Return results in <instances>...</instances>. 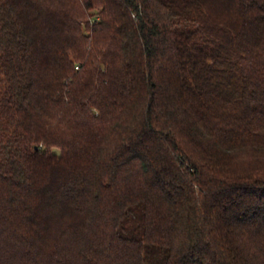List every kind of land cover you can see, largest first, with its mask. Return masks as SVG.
<instances>
[{"label":"trees","instance_id":"16d2710c","mask_svg":"<svg viewBox=\"0 0 264 264\" xmlns=\"http://www.w3.org/2000/svg\"><path fill=\"white\" fill-rule=\"evenodd\" d=\"M0 264H264V0H0Z\"/></svg>","mask_w":264,"mask_h":264}]
</instances>
